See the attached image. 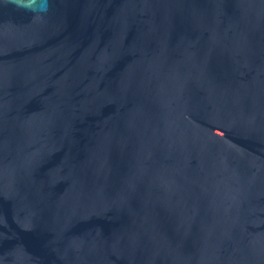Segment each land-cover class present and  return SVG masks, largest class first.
Wrapping results in <instances>:
<instances>
[{"label": "water", "instance_id": "95a60500", "mask_svg": "<svg viewBox=\"0 0 264 264\" xmlns=\"http://www.w3.org/2000/svg\"><path fill=\"white\" fill-rule=\"evenodd\" d=\"M0 264H264V0H0Z\"/></svg>", "mask_w": 264, "mask_h": 264}]
</instances>
